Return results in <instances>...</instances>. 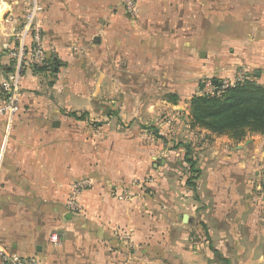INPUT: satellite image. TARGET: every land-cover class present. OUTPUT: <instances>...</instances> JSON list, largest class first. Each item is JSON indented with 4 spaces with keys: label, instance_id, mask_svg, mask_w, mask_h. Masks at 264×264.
<instances>
[{
    "label": "crops",
    "instance_id": "0c3cea01",
    "mask_svg": "<svg viewBox=\"0 0 264 264\" xmlns=\"http://www.w3.org/2000/svg\"><path fill=\"white\" fill-rule=\"evenodd\" d=\"M32 1L48 85L66 98L26 70L19 111L0 117V245L37 264H264V134L237 142L191 125L200 32L185 35L182 0H139L135 17L119 0ZM32 1L0 0V83ZM104 89L118 96L92 100ZM82 177L91 186L71 212Z\"/></svg>",
    "mask_w": 264,
    "mask_h": 264
},
{
    "label": "rangeland",
    "instance_id": "374dc122",
    "mask_svg": "<svg viewBox=\"0 0 264 264\" xmlns=\"http://www.w3.org/2000/svg\"><path fill=\"white\" fill-rule=\"evenodd\" d=\"M182 4L179 14L184 20L185 35H191L193 30L196 32L197 27L200 32V49L203 55L200 58V65L195 70L196 73L193 74L195 78L192 81L197 85L195 94L204 89L207 81L216 82L217 79L231 78L238 69L242 68L246 69L248 79L264 85V65L256 61L259 55H264V0H182ZM11 66H13L12 63ZM23 66L21 74L28 70L31 74L38 76L41 83L38 91L47 92L45 96H48L49 92V97L63 102L66 98L64 91H52L48 85L53 76L46 69L47 66H44L42 70H38L36 66L27 62H24ZM11 70L13 71V68ZM127 75L120 74V80H127ZM96 76L90 74L86 75V78L91 77L96 80ZM108 78L105 79L106 84L110 85ZM147 79L155 80L152 75L134 77V80L142 85L146 84ZM19 92H21L20 88L18 95H20ZM160 93L156 89L150 94L138 92L147 98L158 97ZM116 96H118L117 93L114 94L112 90L104 89L102 95H95L92 100L98 97L109 99ZM0 97L4 99L3 92H0ZM170 125H168L169 128ZM172 143L174 144L175 140L169 145ZM263 185L264 163L260 168L257 185L264 202Z\"/></svg>",
    "mask_w": 264,
    "mask_h": 264
},
{
    "label": "built area",
    "instance_id": "2783aa9c",
    "mask_svg": "<svg viewBox=\"0 0 264 264\" xmlns=\"http://www.w3.org/2000/svg\"><path fill=\"white\" fill-rule=\"evenodd\" d=\"M119 1L130 16L135 17L137 15L139 0ZM41 9L36 1H32L30 9L25 14L23 26L13 35L17 41V46L8 52L9 58L13 61V71L0 83V90L4 93V99L0 102V117L10 119L19 111V80L24 62L36 67H41L46 62V48L41 37V27L36 20ZM25 38H29V43L24 42ZM247 78L246 69H238L231 78H221L216 82L214 80L207 81L200 93L220 95L226 88L242 83ZM90 186L91 181L87 177L78 178L70 184L65 200L69 211L78 212L81 210L79 197ZM125 197L126 194L118 196L119 199H125ZM50 241L53 244L57 243V233L50 234ZM0 264H37V260L34 256H22L0 245Z\"/></svg>",
    "mask_w": 264,
    "mask_h": 264
},
{
    "label": "trees",
    "instance_id": "16d2710c",
    "mask_svg": "<svg viewBox=\"0 0 264 264\" xmlns=\"http://www.w3.org/2000/svg\"><path fill=\"white\" fill-rule=\"evenodd\" d=\"M47 60V57H46ZM42 67H36L42 70ZM218 80V79H217ZM191 125L242 141L249 133L264 134V85L246 79L220 95L197 93L190 98ZM194 173V160L185 155Z\"/></svg>",
    "mask_w": 264,
    "mask_h": 264
},
{
    "label": "water",
    "instance_id": "95a60500",
    "mask_svg": "<svg viewBox=\"0 0 264 264\" xmlns=\"http://www.w3.org/2000/svg\"><path fill=\"white\" fill-rule=\"evenodd\" d=\"M200 54H201V55H203V53H202V52H201ZM256 72H257V71H256ZM187 219H188L187 215H186V214H184V215H183V220H184V221H187Z\"/></svg>",
    "mask_w": 264,
    "mask_h": 264
}]
</instances>
